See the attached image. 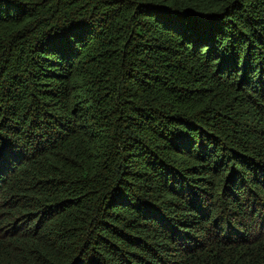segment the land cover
Instances as JSON below:
<instances>
[{
  "label": "trees",
  "instance_id": "16d2710c",
  "mask_svg": "<svg viewBox=\"0 0 264 264\" xmlns=\"http://www.w3.org/2000/svg\"><path fill=\"white\" fill-rule=\"evenodd\" d=\"M0 264H264V0H0Z\"/></svg>",
  "mask_w": 264,
  "mask_h": 264
}]
</instances>
